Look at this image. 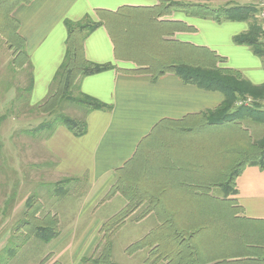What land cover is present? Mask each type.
Listing matches in <instances>:
<instances>
[{
	"label": "crops",
	"instance_id": "obj_1",
	"mask_svg": "<svg viewBox=\"0 0 264 264\" xmlns=\"http://www.w3.org/2000/svg\"><path fill=\"white\" fill-rule=\"evenodd\" d=\"M188 1L213 8L246 7L250 18L216 22L172 11L163 17L145 19V11L156 7L158 0H31L20 5L13 17L19 22L18 35L24 41L28 68L19 72L12 69L13 74H6L12 80V75L18 77L16 83L4 84L2 91L11 99L15 87L22 88L27 81L29 86L32 81L30 93L34 100L29 106L44 101L64 57V20L79 21L88 16L99 21L104 13L102 20H112L110 25L114 28L117 25L115 30L119 33L113 39L102 25L84 40L83 51L87 60L110 63L114 68L83 77L78 85L82 93L110 109L89 112L84 119L87 130L83 136L75 137L65 126L58 125L51 139L42 145L53 165L51 184L73 179L67 186L68 194L56 196L57 211L52 215L59 223L72 222L70 213L64 210L71 201L80 202L75 217L88 215L92 207L97 209L112 200H121L119 212L127 205L125 198L118 192L108 201L103 196L117 182L118 175L124 173L128 178H142L144 189L154 193L164 191L160 204L177 212L176 222H193L198 218L197 209H211L209 220L217 225L214 232L217 237L210 241V256L222 257L215 263L254 264L256 256L247 255H260L264 248V170L253 165L244 167L235 180V195L226 199L233 200V204L222 200L221 195L215 196L216 188L210 189L209 196L214 195L217 200L201 202L196 194L200 191L194 190L198 186L194 185L200 177L227 173L242 154L262 139L264 124L245 119L237 125L198 129L199 115L218 107L223 101L221 93L185 84L171 73L157 78L151 73H134L146 67L142 64L149 63L151 57H164L169 63L184 62L187 45L207 49L222 59L219 67L237 72L252 85H264L263 55H256L247 45L233 43V37L246 33L251 25L256 23L259 27L257 0ZM166 23L185 24L191 30H174ZM5 63L6 60L3 65L0 63V70L6 68ZM260 110L264 111V100ZM76 115L75 119H82L79 113ZM148 206L147 200L140 203L128 219ZM222 207L229 209L222 211ZM93 213L91 210L89 214ZM8 219V215L0 218V255L11 239L5 229ZM131 222L136 225L149 222L148 227L152 228L146 233L158 224L154 213ZM144 250L147 255V249ZM142 251L131 257L136 258Z\"/></svg>",
	"mask_w": 264,
	"mask_h": 264
},
{
	"label": "trees",
	"instance_id": "obj_2",
	"mask_svg": "<svg viewBox=\"0 0 264 264\" xmlns=\"http://www.w3.org/2000/svg\"><path fill=\"white\" fill-rule=\"evenodd\" d=\"M159 4L144 13V18L156 19L169 15L172 11L184 12L187 16L194 18L212 19L216 22L223 20H246L250 18V10L246 7H217L213 8L202 2H190L188 0H158ZM31 0H0V35L6 39H14L15 46L10 43V49L16 51L12 65L14 68H21L23 64L28 65V55L24 49V41L18 35L19 22L13 17L14 10L20 6L29 4ZM95 21L85 16L79 21H70L65 19L63 25L66 31L65 52L61 65L56 71L49 89V94L45 100L36 106V110L41 113L47 112L51 115L60 107L62 103L81 107L85 112L107 111L110 107L99 100L82 93L79 89L78 81L86 76L99 74L113 69L110 63L98 64L87 60L84 56V40L94 32L98 27L104 25L109 34L114 39L119 31L115 25L112 27L111 21ZM174 30L190 31L191 28L185 24L166 23ZM169 26V28H170ZM123 30V29H122ZM260 34L257 24L251 25L246 33L233 37V43L236 45H247L252 51L262 56L263 47L258 41ZM168 44V43H167ZM185 59L180 63L166 62L164 57L150 58L149 63L142 64L134 73H151L153 78L162 76L165 73H171L177 76L183 83L194 85L202 90L219 92L223 95L222 103L213 110L203 112L199 115V127H222L228 124L237 125L241 120H250L252 122H261L264 124V111L260 110V104L264 100V85L255 86L248 80L241 77L235 71L224 69L218 66L221 58L215 56L205 48H195L184 45ZM191 51H187V50ZM174 52V49H173ZM193 52V58L190 59ZM32 81L26 91L30 92ZM249 99L251 105L248 107H237L236 103L240 100ZM58 125L65 126L75 137H81L86 133L87 125L84 119L71 118L63 113L54 115L50 122L44 121L37 127L25 131L26 135L36 136L47 132L52 134ZM257 166L264 170V136L257 141L253 149L246 154H242L238 161L230 166L225 174L215 177H200V181L195 182L198 186L196 193L199 200L204 199L217 200L209 196L211 188L219 187L222 191V200L231 195H235V180L242 172L245 166ZM230 172L229 175H227ZM207 178V179H205ZM73 182V179H63L52 184L53 194L58 197L68 194L67 186ZM120 193L127 205L114 216L105 221L100 231L103 233L104 244L101 254L96 259H83V262L92 264H116L111 261L112 245L110 236L119 230L137 209L140 203L148 201L149 206L142 208L137 221L148 213H154L158 224L150 230L143 238L131 244L126 248V252L132 255L140 250L147 249V258L144 264H229L225 262L215 263L221 260V256H210V241H214L217 236V225L211 223L209 217L211 209L201 207L197 209L198 218L193 222H176V213L174 209L163 207L160 199L164 196L163 192H152L144 189L142 178H128L125 174H119L117 182L111 187L108 194ZM107 197V195H106ZM233 204V200H228ZM41 205L34 204V199H28L25 203L24 221L20 223L23 232H26L24 243L30 238L37 239L45 244L50 243L59 236L58 220L55 215L47 213L45 216L38 217ZM234 211V207H232ZM179 212V211H178ZM234 214V212H233ZM261 254L250 253L247 256H256L257 261L254 264H264V248L260 250ZM5 252V253H4ZM6 254L8 255L7 257ZM15 255L14 248L10 246L1 251L0 264H7ZM245 257L243 255H239ZM51 255L46 256V261L39 264H48ZM224 260V259H222ZM250 260V259H247ZM51 264H59L53 262Z\"/></svg>",
	"mask_w": 264,
	"mask_h": 264
},
{
	"label": "rangeland",
	"instance_id": "obj_3",
	"mask_svg": "<svg viewBox=\"0 0 264 264\" xmlns=\"http://www.w3.org/2000/svg\"><path fill=\"white\" fill-rule=\"evenodd\" d=\"M10 43L16 47L14 39L8 40L0 35V63L3 65L5 60L7 63H5L6 68L3 71L0 70V204L1 202L3 204L0 207V218L7 215L9 218L8 223L5 224V229L11 235L8 246L15 250L14 258L10 259L11 263L9 264H39L46 261L47 255H51V263L92 264L83 262V259H96L101 254L104 240L100 228L104 219H109L118 212L121 200H112L97 209L92 207L89 213L93 210V215L88 213V215L83 214L79 217L75 216L79 213L78 203L80 202L73 203L71 201L69 207L64 210L70 213L69 219L72 218V222L59 223L57 219L59 236L55 240L45 244L30 238L23 245L26 232H23L24 230L19 227L26 218L24 216L26 201L34 199V204L41 205V209L37 213L39 218L47 213L55 214L57 211L56 195L53 194V187L51 186V166L53 165L41 148L45 141L51 139V133L43 132L36 136H30L24 132L37 127L44 121L50 122L54 115L60 112L71 118H75L78 116L76 114L79 113V118L82 119H85L89 112L80 113L78 111H84L81 107L62 103L56 111L51 112V115H48L47 112L41 113L36 110V106L43 101L32 107L29 106V102L34 99H32L31 91H26L28 81L25 82L24 86L22 84V88L16 89L15 87L13 97L9 99L2 89H5L4 84L7 82L16 83L18 76L12 75V80L6 74L10 75L11 72L13 74L12 69L19 72L28 68L27 64H23L21 68L13 67L12 62L16 50L9 48ZM26 73L28 72L26 71ZM229 174L230 172L227 175ZM81 185L83 186V183ZM78 191L79 188L76 190L77 195ZM108 193L107 197L103 196V198L106 197L105 201L113 196V194ZM218 195L222 196L219 187L215 191V196ZM59 200L61 199L59 198ZM220 209L228 211L229 207ZM138 216L139 214H136L133 219H126L124 225L110 236L112 262L116 264H144L147 258L144 253L146 250L143 249L144 252L141 250L142 253L136 258L131 257L125 251L128 246L143 238L147 234L146 230L152 228L151 226L148 227L149 222L138 225L131 222L136 221ZM61 219L64 220L65 218ZM50 251L51 254H48ZM7 256L6 254L4 257Z\"/></svg>",
	"mask_w": 264,
	"mask_h": 264
},
{
	"label": "built area",
	"instance_id": "obj_4",
	"mask_svg": "<svg viewBox=\"0 0 264 264\" xmlns=\"http://www.w3.org/2000/svg\"><path fill=\"white\" fill-rule=\"evenodd\" d=\"M257 19H258V26L260 30L259 34V42L263 47L264 50V0H257ZM251 105V101L249 99L237 101V107H248Z\"/></svg>",
	"mask_w": 264,
	"mask_h": 264
}]
</instances>
